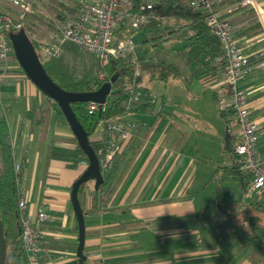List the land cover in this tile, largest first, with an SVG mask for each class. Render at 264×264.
Wrapping results in <instances>:
<instances>
[{"label": "crops", "instance_id": "obj_1", "mask_svg": "<svg viewBox=\"0 0 264 264\" xmlns=\"http://www.w3.org/2000/svg\"><path fill=\"white\" fill-rule=\"evenodd\" d=\"M213 4L219 16L228 20L239 45L260 34L252 8L228 10L230 4L219 0ZM254 21L259 29L249 34ZM261 47L264 41L244 49L251 62L264 59ZM188 66L184 83L195 98L194 108L183 105L181 115L177 98L171 113L164 109L162 95L154 112L159 111L157 117L150 112L144 118L124 116L134 127L113 158L119 161L111 179L101 190H93L88 182L78 189L84 264H261L249 232L251 223L264 229V195L246 193L248 185L242 191L244 183L230 176V169L238 164L230 137H235V121L228 110L216 108L214 112L217 98L226 93L220 83L222 66L218 56L208 70ZM240 85L246 91L248 109L258 128L257 146L264 155V64L255 67ZM0 94L10 100L9 110L3 109L29 209L41 206L47 212L41 223L39 263L78 264L69 189L85 165L70 168L48 157L51 143L73 146L68 144L71 134L51 108L44 130L41 119L33 121V114H26L32 106L35 111L45 108L40 91L22 71L14 70L1 79ZM202 108L210 116L199 112ZM132 111L135 116L146 115ZM240 235L241 244L236 243Z\"/></svg>", "mask_w": 264, "mask_h": 264}, {"label": "trees", "instance_id": "obj_2", "mask_svg": "<svg viewBox=\"0 0 264 264\" xmlns=\"http://www.w3.org/2000/svg\"><path fill=\"white\" fill-rule=\"evenodd\" d=\"M191 1L159 0L154 5V10L159 15V18L149 19L134 29L129 28L127 22L123 21L115 31L114 35L116 39L121 36L132 37L136 32H142L144 35L143 42H150L153 48L165 51V43L169 39V35L186 26L189 30V33L184 35L186 43L182 45L181 49L172 52L170 56L171 61H168L166 58L167 53H162L161 55H157L158 53H156L155 58L143 55L138 57L135 54L129 53L126 56L111 57L106 65L99 66L91 54L82 51L76 44H70L71 42L68 41L63 43V51L59 57H46L40 54L35 46V40L28 36L26 32L28 31L37 37H42L48 31H57V26L64 24L75 16L78 6L77 0H34L29 11L17 15L16 20L20 22V28L30 41L41 61L43 69L59 87L69 91H89L96 89L103 82L109 83V91L105 95L102 104L97 106V108L89 109L87 107L88 101L70 103L71 109L85 131L88 142L97 157L102 175V181L96 188L93 187L92 180L93 190H101L107 185L114 173L116 163L119 161V159H113V164L106 169L107 160H105L104 155L96 154V150L102 144L101 129L104 120L114 118L128 124L130 122H127L124 116L130 107L137 113H146L152 106L151 94L148 92L146 86L140 83L141 73L147 74L150 78L166 80L170 76L181 73V69L183 70L184 67L190 64L194 65L195 71L208 70L215 63V58L220 55V43L205 24L203 20L204 11L200 7L192 5ZM236 1L238 0H219V3L232 4ZM136 2L137 0H134V4ZM239 7L241 6L235 7L233 10ZM165 19H172L174 22L181 20L182 23L178 26L173 25L168 29L162 24V20ZM258 29L259 26L254 21L250 25L249 34L258 31ZM9 44L11 47L10 40ZM100 70L104 75L102 78L97 77V73ZM190 73L193 74V71ZM3 100L0 94V218L6 241L5 264H26L19 239L16 192L12 166L13 152L2 105ZM36 103L39 106L40 103L37 101ZM44 103L50 105L54 115L59 114L62 116L63 124L70 132L71 142L74 144L73 146H62L51 143L48 147V157L62 160L70 168H74L78 164L86 165L88 162L87 157L78 147L56 102L46 96L42 105ZM218 110L220 112L226 110L232 112L227 107ZM33 111L34 108L32 106L30 110L26 111V114H33ZM158 114L159 111L154 113V117H157ZM96 131L99 132L98 135L91 137ZM230 137L235 142V137L233 135ZM231 149L233 151V146ZM230 171L232 178L244 183L241 185L242 191H244L249 184L250 174L242 170L238 164L236 167L230 169ZM20 177L19 169V180ZM244 178L246 182L245 180L243 182ZM85 183L81 184L79 188H82ZM251 224L254 225L249 232V241L257 255L260 256L261 264H264V229L257 223ZM38 255H40V252Z\"/></svg>", "mask_w": 264, "mask_h": 264}, {"label": "built area", "instance_id": "obj_3", "mask_svg": "<svg viewBox=\"0 0 264 264\" xmlns=\"http://www.w3.org/2000/svg\"><path fill=\"white\" fill-rule=\"evenodd\" d=\"M34 0H0L9 2L18 8L17 15L31 9ZM159 0H77L75 16L58 27L57 31H48L45 36L37 37L30 32L28 36L35 40V46L41 55L57 58L62 54L63 43L71 42L82 51L91 54L99 64L104 66L111 57L125 56L134 53V42L131 36L115 38V31L123 21L129 28H136L139 24L149 19H157L159 15L154 10V5ZM213 0H192L191 4L204 11L203 20L211 32L216 36L221 46L218 56L222 66L223 76L220 83L226 87V93L216 100L218 109L229 108L235 121V142L233 152L238 158L239 167L250 174V181L246 193L254 192L264 195V155L257 146L258 128L251 117L246 91L240 81L249 75L252 70L264 64V59L255 63L251 62L244 49L251 44L264 41V11L260 9L258 0H238L230 4L228 10L238 6H248L254 10L257 22L261 27L259 35L253 37L243 45H239L232 36L231 25L225 17H220L213 9ZM1 6V4H0ZM13 16L0 8V79L9 75L15 69L21 68L18 63L8 59L11 50L8 32L21 27ZM264 54V47H261ZM23 72V71H22ZM137 72V70H136ZM103 72L97 73L102 78ZM102 102L88 101L87 107L95 109ZM133 123L108 118L102 125V144L96 154H103L107 160L106 169L111 166L112 160L119 152L123 140L131 134ZM11 145V142H10ZM13 174L16 192V214L19 227V239L24 252L26 264H40V239L44 233L41 223L47 218V212L41 206L29 209L27 194L20 186L18 172L19 162L13 158Z\"/></svg>", "mask_w": 264, "mask_h": 264}, {"label": "water", "instance_id": "obj_4", "mask_svg": "<svg viewBox=\"0 0 264 264\" xmlns=\"http://www.w3.org/2000/svg\"><path fill=\"white\" fill-rule=\"evenodd\" d=\"M14 59L28 80L44 95L56 102L70 131L78 144V147L87 157V164L80 174L72 181L69 189V202L76 219L77 236L75 255L78 264H84L85 255L82 251L84 222L83 212L80 207L77 192L79 186L87 180H93V187L102 181V175L97 162V157L91 148L87 135L76 119L70 103L75 101H94L100 103L109 91V83L103 82L99 87L89 91H69L59 87L45 72L41 61L35 53L24 31L19 28L14 32H8ZM6 241L3 235V225L0 218V264H5Z\"/></svg>", "mask_w": 264, "mask_h": 264}, {"label": "rangeland", "instance_id": "obj_5", "mask_svg": "<svg viewBox=\"0 0 264 264\" xmlns=\"http://www.w3.org/2000/svg\"><path fill=\"white\" fill-rule=\"evenodd\" d=\"M258 1L260 3V7L262 8V10H264V0H262V1L258 0ZM0 4H1L0 8L2 10H5L10 15L15 16V15L19 14L18 8L16 6L12 5L11 3L1 2ZM181 23H182L181 20H178L177 22H174L172 19L162 20V24L168 29L170 27H172L173 24H176L178 26V25H181ZM188 33H189L188 28L186 26H183L177 32L169 35V39L165 43V51H164V50H159L158 48H153L150 42H143L142 41V39L144 37L143 33L142 32H136L135 34L132 35V40L135 44L133 54H135L138 57L143 55V56H150L152 58H155L156 53H158L157 55H161L162 53H167L166 58L168 59V57H170V55L172 54L173 51L181 49L182 45L184 43H186V37L184 35H186ZM44 35H46V34H44ZM176 35H180L179 40L176 39ZM70 44H73V43H70ZM66 45H68V44H66ZM170 58L168 59V61H171ZM8 59L11 60L12 62L16 61L14 59L12 49L8 52ZM190 68H191V66H188V68L185 69V71L181 69L182 74L170 76L166 80H162L159 78H150V77H148L147 74L141 73L140 83L142 85H145L147 87L148 91L150 92V94L152 96L153 105H152L150 111L146 112V115H137V116H135V114L133 113V111H132L133 108L130 107L127 114L125 115V118L126 119H131L133 117L144 118V116L150 115L149 112L151 114L154 113L157 110V108L159 107L160 103L162 102L161 101L162 95H164V101H163L164 102V109L171 112V113H174V111H175V109L173 107V100L177 99V98H179L178 105H180L179 112L181 115H182L181 108L183 107V105H184V107L186 106V107H193L194 108V105L196 104V102L194 101L195 98L190 93V91H188L187 85L184 83V80H185L184 78L189 73ZM17 70H19V69L18 68L15 69V71H17ZM206 92H208V91L206 90ZM41 97L44 99L46 97V95L41 93ZM20 99H24V96L21 95ZM35 100H36V98H35ZM4 103H7V104H4ZM9 103H10V100L9 101L3 100L2 105H3V108L5 109V111L9 110V107H8ZM43 106H45L44 107L45 109H43L41 111L40 110H36V111L34 110L33 111V117H32L33 121H35L36 118L41 119L42 130H44L46 128V125H47V119H48V109L47 108L50 109V105H48L47 103H44ZM214 107H215L214 112H216V108L218 109V107L215 104H214ZM199 112H202V114L204 116L207 115V113L204 111L203 108L200 109ZM207 116H210V115L208 114ZM215 116H216V113H215ZM58 117L63 122L62 116L59 115ZM176 118L179 119L178 117H176ZM215 118L217 119V117H215ZM218 120L221 122V124H224L220 118ZM97 133L98 132L96 131L94 134L91 135V137L97 135ZM68 144L74 145L72 142H68ZM89 183H90L89 187L91 188L92 179H90L88 181V184ZM84 194H85V191H84ZM242 241H243V239L241 238V235H240V237L236 240V243L239 242L241 244ZM256 258H260V256L257 255ZM18 264H20V263H18Z\"/></svg>", "mask_w": 264, "mask_h": 264}]
</instances>
